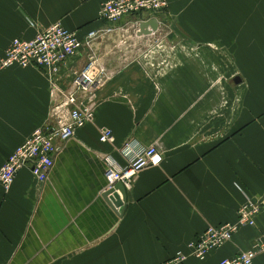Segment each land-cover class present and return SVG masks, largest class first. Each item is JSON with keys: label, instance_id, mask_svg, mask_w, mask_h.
<instances>
[{"label": "crops", "instance_id": "1", "mask_svg": "<svg viewBox=\"0 0 264 264\" xmlns=\"http://www.w3.org/2000/svg\"><path fill=\"white\" fill-rule=\"evenodd\" d=\"M108 1L0 0V59L14 39L58 23L86 42L56 74L0 71V170L35 131L57 127L53 112L69 94L77 100L68 109L95 115L56 140L45 183L30 168L9 190L0 183V264H174L208 228L234 223L248 200L263 206L255 227L180 264L250 250L264 239V0H168L167 13L117 24L101 16ZM151 20L156 35L138 37ZM90 62L102 75L78 91ZM102 129L112 141H100ZM149 147L162 162L138 174L121 214L103 197L108 164L124 168ZM253 264H264V252Z\"/></svg>", "mask_w": 264, "mask_h": 264}, {"label": "built area", "instance_id": "2", "mask_svg": "<svg viewBox=\"0 0 264 264\" xmlns=\"http://www.w3.org/2000/svg\"><path fill=\"white\" fill-rule=\"evenodd\" d=\"M169 7L168 0H111L103 4L101 16L109 23L117 24L122 19L140 14L155 16L163 13ZM112 32V29L108 30ZM99 32H91L87 39L90 44L98 38ZM153 35H156L154 33ZM151 36V35H150ZM86 44L77 33L65 29L60 23L43 29L33 40L14 39L0 59V71L13 67H37L48 74H56L59 68L72 56L76 55ZM102 75L97 74L96 64L90 62L78 74L74 85L76 90L91 92ZM98 76V79H97ZM76 93L66 98V106L56 109L53 114L57 120L56 128H45L35 131L13 154L9 156L0 170V183L9 190L18 174L25 168H30L32 174L40 183H45L55 162L56 140H68L73 137L77 129L84 127L95 117L93 111L82 107L68 109L69 105L76 104ZM67 108V109H66ZM113 132L102 129L100 141H112ZM131 151V144L124 148ZM129 164L121 169L109 162L106 176L111 188L121 183L126 191L132 189L133 182L140 172L161 164L162 157L155 147L144 148L134 152ZM261 203L248 200L237 213L234 223H225L208 228L199 239L188 244V253H179L174 264H180L189 256L196 259H205L212 251L229 243L235 234L243 227H255L256 218L262 210ZM264 252V239L257 240L250 250L238 254L236 257L224 259L220 264H253L257 256Z\"/></svg>", "mask_w": 264, "mask_h": 264}, {"label": "water", "instance_id": "3", "mask_svg": "<svg viewBox=\"0 0 264 264\" xmlns=\"http://www.w3.org/2000/svg\"><path fill=\"white\" fill-rule=\"evenodd\" d=\"M159 24L157 20H151L142 23L139 27L138 37H147L158 31ZM104 199L114 205L115 208L121 209V214L124 212L128 193L121 183H117L113 188L109 189L103 195Z\"/></svg>", "mask_w": 264, "mask_h": 264}, {"label": "rangeland", "instance_id": "4", "mask_svg": "<svg viewBox=\"0 0 264 264\" xmlns=\"http://www.w3.org/2000/svg\"><path fill=\"white\" fill-rule=\"evenodd\" d=\"M169 8V7H168ZM164 13H167L168 12V9L167 10H164L163 11ZM163 13V14H164ZM151 13H149L148 15H150ZM103 18V17H102ZM129 18H131V17H129ZM123 20V19H122ZM113 29V28H112ZM106 30V29H105ZM99 31H101V30H98L97 32H99ZM114 31V30H113ZM113 31L112 32H110L109 34H112L113 33ZM93 32H96V31H93ZM103 32V31H102ZM91 33V32H90ZM90 33H88V35L90 34ZM127 43V42H126ZM129 43H131V39H129ZM131 44H133V42L131 43ZM127 45H128V43H127Z\"/></svg>", "mask_w": 264, "mask_h": 264}]
</instances>
